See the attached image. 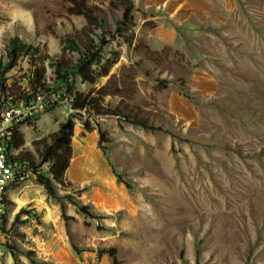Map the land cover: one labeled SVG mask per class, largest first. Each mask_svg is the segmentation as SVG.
Wrapping results in <instances>:
<instances>
[{
    "label": "rangeland",
    "instance_id": "1",
    "mask_svg": "<svg viewBox=\"0 0 264 264\" xmlns=\"http://www.w3.org/2000/svg\"><path fill=\"white\" fill-rule=\"evenodd\" d=\"M112 1L89 3L105 8ZM131 1L140 44L120 47L111 74L133 69L129 104L161 130L109 115L90 117L94 130L87 132L86 115L77 111L84 119L74 117L72 191L58 188L60 197L52 198L33 178L12 186L0 264H113L110 249L119 264H264V0ZM65 4L0 0L2 62L13 38L37 50L7 73L8 86L28 91L34 61L53 84L47 57L60 55V38L84 25L64 13ZM91 89L76 80L74 92ZM48 98L39 97L15 127L24 146L14 156L38 162L39 141L75 113L67 96L47 112L43 105L55 100ZM97 124L110 140L108 159ZM74 201L96 217L86 218Z\"/></svg>",
    "mask_w": 264,
    "mask_h": 264
},
{
    "label": "trees",
    "instance_id": "2",
    "mask_svg": "<svg viewBox=\"0 0 264 264\" xmlns=\"http://www.w3.org/2000/svg\"><path fill=\"white\" fill-rule=\"evenodd\" d=\"M90 0H68V6L63 7L64 13L69 16L81 17L84 25L81 29L73 27L70 34L60 38L61 53L49 59V66L52 69L53 84L46 81V70L43 64L33 62L34 70L31 78L28 79V91L21 90L15 84H6L7 73L13 70L23 57L33 58L32 53L37 50L31 45L25 44L19 38H13L6 47V62L3 63L0 57V110L3 107L11 108L20 101L35 102L38 97L49 99V93H53V101L48 100L43 106L47 112L54 110L59 101L66 96L71 101L73 116L61 121L57 132L48 139L39 141L38 162L29 154L12 153L24 146V138L18 129L14 128L8 139L9 160L16 166L26 167L29 179L42 186L45 192L52 198H59L57 189L72 191L73 184L67 177L73 157L72 138L74 136V117L86 119L83 121L84 129L92 132L94 128L88 120L92 116H115L119 121L139 127L144 131L161 130L147 113L138 107L129 104L136 93L133 69L130 68L120 77L111 74L112 69L120 61V47L125 45L131 48L135 45V7L131 0H113L109 7L89 3ZM115 10L120 11L116 14ZM109 19L112 20V26ZM112 27V28H111ZM118 39V44L113 46V41ZM140 44V42H139ZM135 48H138V45ZM32 51V52H31ZM148 75V74H146ZM79 79L81 84L90 85L89 92H74L75 82ZM103 79H107L101 85ZM158 82V80H156ZM97 88V86H99ZM182 94L183 84H179ZM106 97H117L116 105L105 102ZM2 111H4L2 109ZM77 111L82 114L76 113ZM99 135L98 146L104 156L109 158L110 140L105 131L97 124ZM49 165V170L44 167ZM51 177V178H50ZM68 197V196H67ZM7 204V203H6ZM78 211L86 218H95L88 205L74 201ZM24 213V212H22ZM19 216L16 218L18 222ZM108 253L113 258V264H119L115 258V250L110 249ZM33 254L29 253L32 257ZM32 264H50L36 262Z\"/></svg>",
    "mask_w": 264,
    "mask_h": 264
},
{
    "label": "built area",
    "instance_id": "3",
    "mask_svg": "<svg viewBox=\"0 0 264 264\" xmlns=\"http://www.w3.org/2000/svg\"><path fill=\"white\" fill-rule=\"evenodd\" d=\"M39 99V97L37 98ZM35 102L20 101L0 113V238L3 236V223L6 209L7 193L15 184L29 180L26 167L16 166L9 160L8 139L10 132L20 122L29 117L37 105Z\"/></svg>",
    "mask_w": 264,
    "mask_h": 264
},
{
    "label": "crops",
    "instance_id": "4",
    "mask_svg": "<svg viewBox=\"0 0 264 264\" xmlns=\"http://www.w3.org/2000/svg\"><path fill=\"white\" fill-rule=\"evenodd\" d=\"M90 135H89V137H91L92 135H94L95 136V134L94 133H89ZM96 137V136H95ZM96 139V138H95ZM75 145V144H74ZM75 148V147H74ZM101 155V154H100ZM102 157V156H101ZM103 158V157H102ZM11 191V189L8 191V193ZM8 193H7V199L9 198V196H8ZM28 199V198H27ZM27 201V200H26Z\"/></svg>",
    "mask_w": 264,
    "mask_h": 264
}]
</instances>
